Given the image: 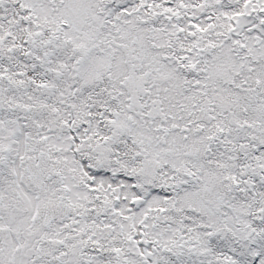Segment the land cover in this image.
I'll return each mask as SVG.
<instances>
[{"label":"snow or ice","instance_id":"obj_1","mask_svg":"<svg viewBox=\"0 0 264 264\" xmlns=\"http://www.w3.org/2000/svg\"><path fill=\"white\" fill-rule=\"evenodd\" d=\"M0 264H264V0H0Z\"/></svg>","mask_w":264,"mask_h":264}]
</instances>
